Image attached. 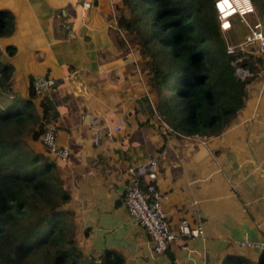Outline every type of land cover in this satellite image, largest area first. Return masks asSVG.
Segmentation results:
<instances>
[{
  "label": "crops",
  "instance_id": "0c3cea01",
  "mask_svg": "<svg viewBox=\"0 0 264 264\" xmlns=\"http://www.w3.org/2000/svg\"><path fill=\"white\" fill-rule=\"evenodd\" d=\"M83 1L0 0L14 16V30L0 36V47L13 67L11 102L28 97L35 75L55 79L45 96L56 139L69 155L61 160L40 139L28 141L55 161L84 252L101 257L112 249L123 264L259 263L264 251L239 241L264 237V69H257L244 104L221 131H170L154 115L147 58L134 52L116 24L127 10L115 0H88L84 10ZM7 45L15 47L13 54ZM40 99H32L37 113ZM88 113L100 121L99 145ZM120 117L127 125L115 131ZM151 157L157 159L156 184L168 193L171 225L184 216L204 229L203 237H177L161 253L152 250L124 202L127 165Z\"/></svg>",
  "mask_w": 264,
  "mask_h": 264
},
{
  "label": "trees",
  "instance_id": "16d2710c",
  "mask_svg": "<svg viewBox=\"0 0 264 264\" xmlns=\"http://www.w3.org/2000/svg\"><path fill=\"white\" fill-rule=\"evenodd\" d=\"M251 1L264 34V0ZM214 2L115 0V7L127 10L117 25L134 52L147 58L156 112L186 134L221 131L244 104L254 77L238 78L236 65H248L255 75L258 69L251 56L237 61L242 53L227 51ZM220 6L223 10L225 2ZM13 30L12 12L0 7V36ZM6 51L13 54L15 47L7 45ZM2 55L0 47V101L14 95L13 67ZM256 58L262 64L263 55ZM45 95L37 113L32 78L27 98L0 107V264H123L122 255L112 249L101 257L84 252L74 211L66 206L70 192L55 161L28 141L40 139L51 121Z\"/></svg>",
  "mask_w": 264,
  "mask_h": 264
},
{
  "label": "built area",
  "instance_id": "2783aa9c",
  "mask_svg": "<svg viewBox=\"0 0 264 264\" xmlns=\"http://www.w3.org/2000/svg\"><path fill=\"white\" fill-rule=\"evenodd\" d=\"M221 0H216V4ZM91 3L86 0L82 2V7L87 9ZM240 14L246 11L252 10L251 4L237 6ZM254 10V9H253ZM233 15H224V12L218 6V19L222 29H227L225 20L229 19ZM230 22V19H229ZM254 44L255 49H250ZM236 47L233 45L227 46V51L234 52L239 50L242 54L239 55L236 60L241 61L243 55L247 56L246 53H254L263 55L264 57V34L262 31V24L257 21L250 26V33L243 42H240ZM245 53V54H244ZM256 60L254 65H256ZM238 78L244 79L249 74H253V71L248 65L237 64L235 67ZM55 85V79L52 76L45 74H37L33 77V89L37 96H41L46 93ZM90 126L93 128L92 140L94 145H99L101 133H100V121L98 117L92 113L86 114ZM154 115L160 125L166 129L172 131L173 129L163 120L160 115L155 111ZM127 125L125 117H120L117 123L113 126L115 131H119ZM40 142L44 146L48 154L54 155L55 157L65 160L69 155V147L64 144H60L56 139L55 124L52 121L47 122L45 128L40 135ZM127 175V186L124 193V202L128 210V213L134 221H136L147 233L150 240L152 241V250L157 253L164 252L172 240L177 237H203L204 229L202 225H191L188 217H182L179 219L176 225H171L168 219V213L164 207V202L168 198V193L161 189L156 184L157 178V159L151 157L145 162L128 164L126 167ZM240 244L246 245L253 248L263 249L264 248V237L260 239H243L239 241Z\"/></svg>",
  "mask_w": 264,
  "mask_h": 264
},
{
  "label": "rangeland",
  "instance_id": "374dc122",
  "mask_svg": "<svg viewBox=\"0 0 264 264\" xmlns=\"http://www.w3.org/2000/svg\"><path fill=\"white\" fill-rule=\"evenodd\" d=\"M247 1L248 0H225L224 1L225 2V7L223 9V11H225V16H228L233 11V10L229 9L231 7V5H232L231 2H235L237 4H242L243 2H246L247 3ZM247 4H249V3H247ZM217 13H218V10H217ZM255 13L256 12L253 11V12H249V13L232 15L229 18L230 19V23H231V26L229 28L222 29L221 26H220V29L223 32V36L225 38V41H226V45L227 46L228 45H233V47L236 49V47H238L237 45L240 42H243L246 39V37L250 33V26L252 28L253 27V24L255 22L260 21L259 19H257ZM250 49H255L254 48V44L251 46ZM255 53H257V51H254L253 54L250 53V52H247L246 53L247 56H244L243 55V58H249L251 56L250 61H252V63L254 64V61L256 60V57L258 55V54H255ZM256 62L259 63L258 61H256ZM263 65H258V69L259 70H261L262 68L264 69ZM259 70H256V71H259ZM252 71H253V74L252 75L255 76V77H257L258 76V73H257V75L254 74L255 73V69H253ZM252 75H251V73L249 74V76H252ZM151 78H152V74H151ZM263 78H264V73L262 75V79Z\"/></svg>",
  "mask_w": 264,
  "mask_h": 264
},
{
  "label": "clouds",
  "instance_id": "9594fccd",
  "mask_svg": "<svg viewBox=\"0 0 264 264\" xmlns=\"http://www.w3.org/2000/svg\"><path fill=\"white\" fill-rule=\"evenodd\" d=\"M215 2H216V0H215ZM214 2V3H215ZM247 3H250L251 4V6H253V8H252V10L250 9L249 11H246L245 13H249V12H256V10H255V6H254V4H253V2L251 1V0H248L247 1ZM246 2H243L241 5H246L247 4ZM215 6H216V9L218 10V6H217V4L215 3ZM254 9V10H253ZM233 15H235V14H240L241 12L239 11V9L238 8H235L233 11ZM261 22V21H260ZM262 24V23H261ZM219 25H220V23H219ZM230 25H231V23H230ZM15 96L12 94H10L9 96H7V99H5V100H2V101H0V107L1 108H4L5 107V104L6 103H11V98H14ZM10 99V101L8 102V100ZM156 111V110H155ZM46 151V150H45Z\"/></svg>",
  "mask_w": 264,
  "mask_h": 264
},
{
  "label": "bare ground",
  "instance_id": "6f19581e",
  "mask_svg": "<svg viewBox=\"0 0 264 264\" xmlns=\"http://www.w3.org/2000/svg\"><path fill=\"white\" fill-rule=\"evenodd\" d=\"M223 1H225V0H221V1H219V3H218V6H219V8L221 9V11H223L222 10V8H221V3L223 2ZM231 7L229 8V9H231V10H234L235 8H237V6H240L241 4H237V3H235V2H231ZM224 12V15H225V11H223ZM233 13V12H232ZM231 13V14H232ZM230 15V14H229ZM230 24V22H229V19H227V20H225V25H226V27H228V25ZM231 26V25H230Z\"/></svg>",
  "mask_w": 264,
  "mask_h": 264
},
{
  "label": "water",
  "instance_id": "95a60500",
  "mask_svg": "<svg viewBox=\"0 0 264 264\" xmlns=\"http://www.w3.org/2000/svg\"><path fill=\"white\" fill-rule=\"evenodd\" d=\"M262 250L264 251V248Z\"/></svg>",
  "mask_w": 264,
  "mask_h": 264
}]
</instances>
